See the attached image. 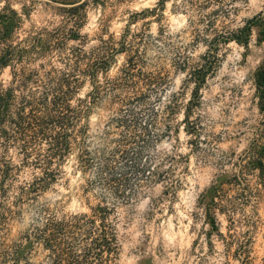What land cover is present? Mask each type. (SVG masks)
I'll use <instances>...</instances> for the list:
<instances>
[{"label": "rangeland", "instance_id": "374dc122", "mask_svg": "<svg viewBox=\"0 0 264 264\" xmlns=\"http://www.w3.org/2000/svg\"><path fill=\"white\" fill-rule=\"evenodd\" d=\"M62 1L0 0V12L10 6L21 18L12 46L23 45L35 31L58 26L63 8L85 0ZM153 8H158L154 16H133ZM86 15L80 32L85 50L96 47L100 38L117 42L126 35L131 48L140 50L143 78L149 82L161 74L166 78L158 96L151 86H142L145 95L138 112L153 110L160 98L157 130L163 137L141 160L147 171L133 183L135 195L113 208L110 218L119 243L116 264H237L215 236L211 247L207 245L208 227L200 205V195L225 173L236 176L234 186L220 193L221 205L231 218V233L240 241H252L250 260L260 264L264 186L258 173L242 174L239 163L252 141L264 146V110H259L253 81L264 65V28L258 26L259 20L264 21V0H168L161 10L158 0H103V5L89 3ZM207 54L212 70L194 96L190 72L205 64ZM124 61L123 54L117 55L106 79H113ZM10 78V70L0 68V85L6 87ZM98 81L104 85L101 76ZM88 91L85 85L79 98ZM110 102L109 94H104L92 109L88 125L94 146L109 129ZM8 158L18 162L15 150L8 152ZM61 172L49 190L24 204L9 221L8 242L18 240L35 223V207L48 208L60 218L88 213L73 162ZM32 175L30 170L20 172L17 183L29 182ZM217 218L221 233L226 234L228 218ZM40 260L50 261L46 252L32 259Z\"/></svg>", "mask_w": 264, "mask_h": 264}, {"label": "trees", "instance_id": "16d2710c", "mask_svg": "<svg viewBox=\"0 0 264 264\" xmlns=\"http://www.w3.org/2000/svg\"><path fill=\"white\" fill-rule=\"evenodd\" d=\"M58 1L62 0H50ZM167 1L158 0L160 10ZM89 3L103 5V0L70 4L63 8L58 26L35 31L23 45L16 46L12 42L21 23L20 15L10 6L1 9L0 68H8L11 78L6 87L0 85V264H44L42 260L32 261L41 252L48 254L50 261L46 264H116L119 243L110 218L113 208L135 195L132 185L140 182L147 171L141 160L163 137L157 130L160 98L152 113H140L138 109L145 95L142 86H151L158 96L166 78L162 74L154 82L143 78L138 64L140 50L131 48L126 35L117 42L112 37L100 38L96 47L85 50L80 32ZM157 10L145 9L133 16H154ZM259 21L258 26L264 28V21ZM250 29H245L246 35ZM119 54L125 56L123 65L113 79H106ZM203 59L205 64L190 72L194 96L212 70L207 60L210 55ZM34 62L41 63L35 69L29 68ZM100 76L104 85L99 84ZM253 81L258 107L263 111L264 65L256 70ZM85 85L89 91L79 98ZM104 94L110 96L113 116L108 131L113 132H105L94 146L88 122ZM184 120L188 121V112ZM184 130L189 133L187 128ZM10 150H15L17 163L8 158ZM69 162H73L82 181L79 190L88 213L60 218L48 208L35 207V223L18 240L8 242L9 221L24 204L49 190ZM239 166L242 174L258 173L264 186V146L259 141L248 145ZM24 170L33 172L32 178L19 184V173ZM235 182V175L220 174L200 195L208 227L205 236L209 247L214 236L221 241L225 254L237 264H252V241H240L231 233L229 211L221 205L220 193ZM218 215H225L230 222L226 234L220 231ZM260 264H264V257Z\"/></svg>", "mask_w": 264, "mask_h": 264}]
</instances>
